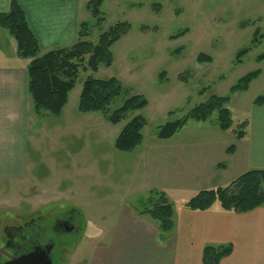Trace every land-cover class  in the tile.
<instances>
[{"label":"rangeland","instance_id":"1","mask_svg":"<svg viewBox=\"0 0 264 264\" xmlns=\"http://www.w3.org/2000/svg\"><path fill=\"white\" fill-rule=\"evenodd\" d=\"M101 14V29L93 28L88 38L93 44L114 24L130 25L129 32L110 48L111 65L100 64L96 72L81 66L59 116L38 117L32 111L23 159L26 168L12 183L0 182V216L34 214L43 206L55 214L75 212L80 234L71 245V255L60 257L62 261L55 264H88L105 257L115 244L124 246L133 240L134 229L125 219L146 216L142 212L155 198L151 191L171 183L169 167L183 169L181 158L188 157L190 146L185 143L196 139L199 143L193 146L211 148L212 155L219 145L229 146L238 125L254 107V99L264 93V0H105ZM82 20L94 24L84 10ZM257 30L262 38L253 44ZM7 36L14 39L0 28V55L9 50ZM243 49L249 51L238 63L237 53ZM200 54L211 61H198ZM257 70L260 74L246 91L232 93L230 89L241 78ZM88 76L116 79L121 86L106 113L78 110ZM132 96L143 97L146 106L117 124L110 123L107 116ZM211 96L228 99L229 130H219L214 112L205 122L189 120L168 141L156 137L159 127ZM137 115L146 122L142 142L130 152L118 151V135ZM227 175L236 178L234 171ZM191 192L178 196L168 192L173 208L195 196ZM124 223L130 227L127 239L123 238Z\"/></svg>","mask_w":264,"mask_h":264},{"label":"crops","instance_id":"2","mask_svg":"<svg viewBox=\"0 0 264 264\" xmlns=\"http://www.w3.org/2000/svg\"><path fill=\"white\" fill-rule=\"evenodd\" d=\"M11 1L0 0V13L8 11ZM15 1L24 12L40 53L44 54L70 48L77 42L79 25L85 22L82 11H86L90 0ZM13 40L6 37L9 50L0 55V182L5 183L19 179L26 168L23 159L27 154L33 111L27 91L30 61L16 55L17 45ZM245 122L244 137L235 138L229 146L219 145L214 155L210 154L211 148L194 147L199 143L196 139L186 142L190 146L186 152L188 157L181 158L183 169L180 171V167L172 164L170 185L154 191L163 193L173 207L168 192H176L178 196L192 191L196 195L202 190L224 188L232 181L227 175L230 171L238 177L251 170L264 169V106L254 105ZM232 145L234 150L228 152ZM205 151H209L207 155ZM172 154L177 151L172 150ZM184 204L173 208V228L169 232H161L148 215L144 218L149 221L143 217L125 219L134 232L138 229V237L133 232V240L124 246L115 244L105 257L92 259L88 264H202L206 246L227 245L232 251L219 264H264V206L235 214L222 211L218 204L207 211H191ZM123 227V238L127 239L130 227L125 223Z\"/></svg>","mask_w":264,"mask_h":264},{"label":"trees","instance_id":"3","mask_svg":"<svg viewBox=\"0 0 264 264\" xmlns=\"http://www.w3.org/2000/svg\"><path fill=\"white\" fill-rule=\"evenodd\" d=\"M105 0H90L86 11L94 19V24L81 23L77 34V42L70 48L55 49L44 54L40 53L38 43L28 27L24 12L20 5L12 0L9 9L0 13V28L7 31L16 42V55L28 59L27 91L35 115L59 116L67 103L69 91L74 87L79 69L96 72L99 65L110 66L112 55L110 48L129 30L130 25L119 22L102 32L95 44L88 38L93 28L101 29L104 18L101 8ZM183 35L184 33H180ZM179 34V36H180ZM261 36L258 30L254 34L253 44H259ZM243 49L237 53V60L248 52ZM87 60H85V58ZM258 58H263L259 56ZM198 61L210 62L211 58L200 54ZM260 72L254 71L241 78L230 90L232 93L244 92L249 84L257 78ZM122 89L116 79L97 80L88 76L82 86L79 96L78 110L81 113H106L111 102L117 98ZM226 97L211 96L209 100L190 110L181 118L167 122L159 127L156 137L167 140L174 136L189 121H206L212 113H217V125L221 131H227L232 126L230 112L225 108ZM256 106H264V93L253 101ZM146 101L141 96L128 98L123 105L107 116L112 124L119 123L128 113L143 109ZM146 122L140 115L132 118L122 129L115 141V148L121 152H130L142 142V130ZM246 122L238 125L235 131L236 140L244 137ZM234 150L232 145L228 152ZM223 166V165H220ZM264 169L248 171L233 179L227 187L199 191L185 202L184 207L191 211H207L215 204L227 213L242 214L264 206ZM155 194L154 202L142 214L148 215L158 224L161 232H169L173 228V207L163 193ZM231 246H206L202 251V264H219L230 255Z\"/></svg>","mask_w":264,"mask_h":264},{"label":"flooded vegetation","instance_id":"4","mask_svg":"<svg viewBox=\"0 0 264 264\" xmlns=\"http://www.w3.org/2000/svg\"><path fill=\"white\" fill-rule=\"evenodd\" d=\"M45 207L21 217L0 216V264L30 254H42L55 264L70 253L81 231L78 217L72 210L55 214Z\"/></svg>","mask_w":264,"mask_h":264},{"label":"water","instance_id":"5","mask_svg":"<svg viewBox=\"0 0 264 264\" xmlns=\"http://www.w3.org/2000/svg\"><path fill=\"white\" fill-rule=\"evenodd\" d=\"M153 202L154 201L152 200L151 203ZM9 264H51V261L42 254H30L28 256H21Z\"/></svg>","mask_w":264,"mask_h":264}]
</instances>
